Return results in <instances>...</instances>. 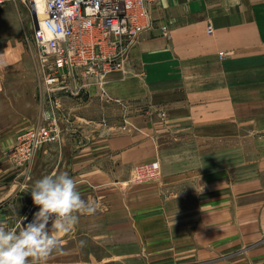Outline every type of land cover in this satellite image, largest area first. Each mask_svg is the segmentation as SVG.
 Returning a JSON list of instances; mask_svg holds the SVG:
<instances>
[{"label":"crops","instance_id":"obj_1","mask_svg":"<svg viewBox=\"0 0 264 264\" xmlns=\"http://www.w3.org/2000/svg\"><path fill=\"white\" fill-rule=\"evenodd\" d=\"M23 5L0 6V101L27 53L21 25L7 19L33 20ZM151 16L125 70L107 74L102 90L94 77L81 94L43 103L38 125L53 115L58 138L40 145L27 175L12 164L0 177V221L9 229L34 219L31 188L54 172L68 173L97 206L61 236L62 254L41 264H218L229 256L251 264L264 245V0H157ZM22 118L18 127L29 129ZM156 159L159 177L131 180L135 166Z\"/></svg>","mask_w":264,"mask_h":264},{"label":"built area","instance_id":"obj_2","mask_svg":"<svg viewBox=\"0 0 264 264\" xmlns=\"http://www.w3.org/2000/svg\"><path fill=\"white\" fill-rule=\"evenodd\" d=\"M156 1L0 0V6L21 2L29 9L48 92L77 95V84L84 87L91 78L125 70L138 37L153 25L151 5ZM208 32H213L211 25ZM48 119L45 125L21 132L8 150L11 161L27 171L40 145L59 136L57 118L50 115ZM134 173L136 180L152 179L161 173V165L157 161L141 164Z\"/></svg>","mask_w":264,"mask_h":264},{"label":"clouds","instance_id":"obj_3","mask_svg":"<svg viewBox=\"0 0 264 264\" xmlns=\"http://www.w3.org/2000/svg\"><path fill=\"white\" fill-rule=\"evenodd\" d=\"M33 204L39 206L34 219L9 229L0 221V264H41L56 252L62 254L61 236L73 230L78 214H93L97 206L85 201L76 182L66 172L52 173L31 188ZM50 224V228H49Z\"/></svg>","mask_w":264,"mask_h":264},{"label":"rangeland","instance_id":"obj_4","mask_svg":"<svg viewBox=\"0 0 264 264\" xmlns=\"http://www.w3.org/2000/svg\"><path fill=\"white\" fill-rule=\"evenodd\" d=\"M19 9L23 10V8H19ZM15 13L16 14L10 13L7 16V19L9 20L11 27H14L15 29H18V27L21 25L20 27L22 29L23 36H25L26 38L27 53L25 54L23 60L21 59L19 62H17L18 66L16 67L15 71L9 73L10 85L8 86V94H6V98L4 99V101H0V177L1 175H3L5 169L13 166L12 164L20 167V165L14 163L8 157V150L15 143L18 135L24 131L23 129L18 127L19 126L18 123H21L23 119L22 118L23 113L31 120L30 128L38 126V124H41L40 123L41 116L43 115V103L45 104L47 102V104H49L50 100H52L51 98L54 97L53 95L58 93L57 92L53 95L51 92L48 93L49 90L44 81V74H45L44 64L42 62V59L40 58L38 46L36 45L33 38V32L35 28V23L33 21L34 19L32 20L31 18L29 21V19L26 16L22 15L21 17L20 15L17 14V12ZM27 13L29 15L28 11ZM106 76L107 74L104 75L103 77L97 78L98 79L97 85L98 87H100V89H101L100 83L103 82ZM81 88H83V86L77 84L76 89L79 90V93L77 95L82 93L83 90H81ZM45 92H47L46 99L44 96ZM50 95L52 97H50ZM77 95H73V96H77ZM108 98L115 100L116 102L118 101L120 102V100H118L117 98H113V97L111 98L110 96H108ZM120 103L124 108L125 107L127 108V106L129 108V105L127 103L125 104V102L123 101ZM40 113L42 115H40ZM123 121L129 127L136 129L139 128L135 123V121L132 118L129 119L128 116H125ZM13 126H16L14 130L15 132L13 131L14 133L13 132H11L12 134L4 133L8 129L13 130L14 129ZM262 135L264 136V133ZM13 137H14V142L11 145L10 143H8V139H12ZM259 137L262 136L259 135ZM260 155L261 154H258L257 152V154H255L253 158L258 160V156ZM259 159L261 158L259 157ZM154 161L159 162V164L161 165L158 159L149 162H154ZM140 165L134 167L133 169L134 172L136 171L137 167H140ZM27 170L28 169L24 168L22 171L23 173L21 174L27 175L30 172V171L27 172ZM134 172L131 176V180H136L134 179L136 176ZM160 174L155 175L153 177L154 178L159 177ZM146 180H150V179H146ZM136 181H140V180H136ZM19 187H21V185H19ZM251 253L252 254L250 255L251 256L254 255L255 258L254 262L251 264H264V245L257 248L255 251ZM230 257L231 256L226 257L225 259L227 260H220L222 262L219 261L218 264H238V263L242 264V262H244L242 259L239 260L236 257H232V258ZM197 264H206V263H197Z\"/></svg>","mask_w":264,"mask_h":264}]
</instances>
